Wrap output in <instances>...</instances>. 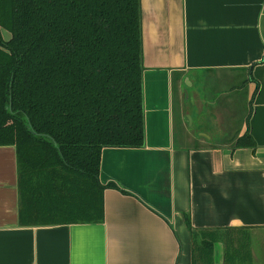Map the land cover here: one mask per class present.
I'll use <instances>...</instances> for the list:
<instances>
[{
	"label": "crops",
	"instance_id": "1",
	"mask_svg": "<svg viewBox=\"0 0 264 264\" xmlns=\"http://www.w3.org/2000/svg\"><path fill=\"white\" fill-rule=\"evenodd\" d=\"M140 12L145 140L102 149L99 180L116 185L104 220L21 226L15 148L0 146V264H191L185 214L196 229L264 234V0H140ZM247 133L254 147H234Z\"/></svg>",
	"mask_w": 264,
	"mask_h": 264
},
{
	"label": "trees",
	"instance_id": "2",
	"mask_svg": "<svg viewBox=\"0 0 264 264\" xmlns=\"http://www.w3.org/2000/svg\"><path fill=\"white\" fill-rule=\"evenodd\" d=\"M141 32L140 0H0V146L15 148L21 226L104 220L102 149L145 140ZM185 216L191 264H216L218 241L219 264H252L246 228Z\"/></svg>",
	"mask_w": 264,
	"mask_h": 264
},
{
	"label": "rangeland",
	"instance_id": "3",
	"mask_svg": "<svg viewBox=\"0 0 264 264\" xmlns=\"http://www.w3.org/2000/svg\"><path fill=\"white\" fill-rule=\"evenodd\" d=\"M2 33H3L5 38H9L10 33H7L5 30H2ZM234 95L235 96H234V99L232 100V102L227 104V107L229 108V110L231 112L230 115L228 116V120H229L231 128L238 130V128L246 120V115H247L246 111L248 108V103H247V98L244 95L243 89L235 90ZM242 95H243V97H242ZM253 238H254L253 242L250 241L251 252L253 251L252 245L254 243H257V245L259 244V246H261V248L262 247L264 248V245H263L264 244V234L255 232L254 236H252V239ZM217 244H220V246H218V247L220 249V252L222 253V259H223V254H224V250H225V249H223V242L218 241ZM219 255L217 257H219ZM222 259H221V261H222ZM221 261L219 260V263ZM219 263H216V264H219Z\"/></svg>",
	"mask_w": 264,
	"mask_h": 264
}]
</instances>
